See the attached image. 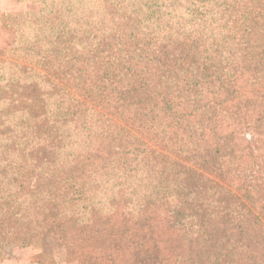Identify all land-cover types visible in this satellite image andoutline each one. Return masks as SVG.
I'll return each mask as SVG.
<instances>
[{"label":"trees","instance_id":"trees-1","mask_svg":"<svg viewBox=\"0 0 264 264\" xmlns=\"http://www.w3.org/2000/svg\"><path fill=\"white\" fill-rule=\"evenodd\" d=\"M17 1L0 261L264 264V0Z\"/></svg>","mask_w":264,"mask_h":264},{"label":"rangeland","instance_id":"rangeland-1","mask_svg":"<svg viewBox=\"0 0 264 264\" xmlns=\"http://www.w3.org/2000/svg\"><path fill=\"white\" fill-rule=\"evenodd\" d=\"M37 8V4L28 2H18L17 0H0V12H21ZM10 41V34L4 29H0V47H6ZM55 258V262H66L67 264H77L75 261H65V251L62 247L47 251Z\"/></svg>","mask_w":264,"mask_h":264},{"label":"crops","instance_id":"crops-1","mask_svg":"<svg viewBox=\"0 0 264 264\" xmlns=\"http://www.w3.org/2000/svg\"><path fill=\"white\" fill-rule=\"evenodd\" d=\"M34 250L30 248L15 249L13 255L0 261V264H38L33 259ZM54 264H67L66 262H55Z\"/></svg>","mask_w":264,"mask_h":264}]
</instances>
